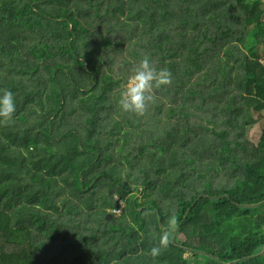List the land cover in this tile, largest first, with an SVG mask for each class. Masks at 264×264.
I'll use <instances>...</instances> for the list:
<instances>
[{
	"label": "trees",
	"instance_id": "16d2710c",
	"mask_svg": "<svg viewBox=\"0 0 264 264\" xmlns=\"http://www.w3.org/2000/svg\"><path fill=\"white\" fill-rule=\"evenodd\" d=\"M2 89L0 264H264L263 0H0Z\"/></svg>",
	"mask_w": 264,
	"mask_h": 264
},
{
	"label": "clouds",
	"instance_id": "9594fccd",
	"mask_svg": "<svg viewBox=\"0 0 264 264\" xmlns=\"http://www.w3.org/2000/svg\"><path fill=\"white\" fill-rule=\"evenodd\" d=\"M172 82L173 77L169 69L158 68L150 56L144 55L127 77L118 104L124 112L144 116L150 105L156 102L155 90L170 86ZM15 112L16 103L13 93L8 89L0 90V123L7 124L12 120ZM167 244L168 240L161 238L160 245L152 248L151 255H159Z\"/></svg>",
	"mask_w": 264,
	"mask_h": 264
},
{
	"label": "rangeland",
	"instance_id": "374dc122",
	"mask_svg": "<svg viewBox=\"0 0 264 264\" xmlns=\"http://www.w3.org/2000/svg\"><path fill=\"white\" fill-rule=\"evenodd\" d=\"M251 118H253L255 122L248 125L245 129V139L249 147L255 146L260 137L261 128L264 124V110L253 111Z\"/></svg>",
	"mask_w": 264,
	"mask_h": 264
},
{
	"label": "water",
	"instance_id": "95a60500",
	"mask_svg": "<svg viewBox=\"0 0 264 264\" xmlns=\"http://www.w3.org/2000/svg\"><path fill=\"white\" fill-rule=\"evenodd\" d=\"M263 251H264V246H263V248H262V251H261V253H263ZM261 253H260V254H261Z\"/></svg>",
	"mask_w": 264,
	"mask_h": 264
}]
</instances>
